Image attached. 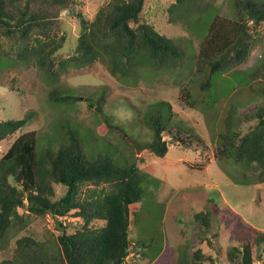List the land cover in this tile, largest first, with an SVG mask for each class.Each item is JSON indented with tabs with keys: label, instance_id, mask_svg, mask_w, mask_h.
Listing matches in <instances>:
<instances>
[{
	"label": "trees",
	"instance_id": "1",
	"mask_svg": "<svg viewBox=\"0 0 264 264\" xmlns=\"http://www.w3.org/2000/svg\"><path fill=\"white\" fill-rule=\"evenodd\" d=\"M145 2L108 0L89 20L82 11V0H0V66L6 60L33 59L42 73L51 78L68 67L100 61L109 74L122 81L138 68L177 71L189 54L142 19ZM212 6V0H174L167 10L170 21L185 18L188 25L192 18H202ZM231 6L233 17L214 14L206 19L205 34L198 43L195 66L203 74L198 86L206 95H210L215 76L247 61L256 45L254 33L264 23V0H231ZM62 11L71 13L80 27L75 46L66 57L58 55L66 42V35L59 34ZM261 69L262 63L249 72L247 87L256 96L264 97L263 84L254 82ZM48 96L54 104L72 105L79 99L57 88ZM105 101L102 92L96 105L94 102L88 105L102 117L108 129L116 130L135 146L131 143L132 135L123 126L111 123ZM170 108L169 101L159 100L144 117L151 132L145 150L160 159L169 152L163 132L167 131L186 148L196 149L192 140L199 139L184 126H167ZM34 117L28 113L0 120V142L26 127ZM63 122L58 127L61 139L56 148L49 145L39 148L36 132L28 131L19 134L0 156V243L6 241L11 230L24 229L29 216H50L60 230L50 251L45 243L29 236L17 239L13 258L2 259L0 264H126L134 245L130 227L138 223L134 243L142 253L153 250L156 239L152 227L157 219L144 214L143 218L151 222L150 227L139 222L141 216L136 219L147 194L144 171L128 159L125 164L113 162L101 151L93 157L83 134L69 122ZM248 123L253 124L243 131ZM218 137L217 157L232 162L244 176L256 172L255 181L264 183V104L241 114L237 103L229 101ZM56 185L64 188V194L58 198ZM132 206L137 209L135 212ZM212 208L215 209L210 204L212 217L208 211H199L194 216L203 230L210 229L218 218ZM68 216L82 222L74 232H69L61 221ZM95 221L103 225L94 226ZM229 239L238 243L228 251L230 264H264V231L236 219ZM206 261L215 264L213 257L200 249L190 253L185 249L179 264Z\"/></svg>",
	"mask_w": 264,
	"mask_h": 264
},
{
	"label": "rangeland",
	"instance_id": "2",
	"mask_svg": "<svg viewBox=\"0 0 264 264\" xmlns=\"http://www.w3.org/2000/svg\"><path fill=\"white\" fill-rule=\"evenodd\" d=\"M82 1L84 16L91 20L108 0ZM173 3L174 0H146L142 19L160 34L172 38L189 54L177 71L153 72L138 68L130 78L122 81L109 74L97 61L84 67H68L49 78L33 59L3 61L0 66V120L20 118L28 113L35 117L26 127L0 142V156L19 134L28 131L36 132L39 148L46 145L56 148L61 139L59 124L67 121L83 134L90 155L97 157L101 151L106 153L104 157L119 164H125L128 159L146 174L147 194L141 201L143 209L136 219L141 216L139 222L149 227L151 222L143 218L144 214L157 219L152 227L156 240L153 250L142 253L134 243L139 223L131 224L130 238L134 245L130 247L126 264H179L185 249L189 253L200 249L203 254L213 257L215 264H230L228 251L238 245L236 240L229 239L236 219L264 231V183L255 181L256 172H247L244 176L232 162L217 157L218 131L229 101L237 103L241 114L264 104V97L256 96L247 87L249 72L261 63V74L254 82L264 86V23L254 33L256 45L247 61L215 76L210 95H206L198 86L203 78L195 66L198 43L205 34L207 18L214 14L233 17L231 0H212L210 11L199 20L192 18L188 25L185 18L170 21L167 9ZM59 26V34L66 35V42L58 55L66 57L75 46L80 27L77 19L67 11L61 12ZM54 88L79 99L72 105L54 104L48 96ZM102 92L111 123L123 126L132 135L131 143L135 146L141 144V147L136 148L116 130L108 129L102 117L89 107L88 103L95 104ZM159 100L171 104L167 126L181 125L192 130L199 138L198 143L192 140L196 149L175 142L165 131L163 138L168 142L169 152L164 158H157L145 150L151 132L144 117L152 104ZM252 124H244L243 131ZM183 136L187 141L188 134ZM55 187L58 198L64 194V188ZM210 204L215 207L218 218L210 229L203 230L194 216L199 211L211 212ZM131 210L135 212L137 209L132 206ZM208 214L213 215L212 212ZM61 221L69 232L79 229L82 224L71 216ZM93 225L98 227L103 223L95 221ZM59 233L50 216H29L24 229L11 230L6 241L0 243V261L13 258L16 240L23 236L45 243L50 251ZM204 264L211 263L206 261Z\"/></svg>",
	"mask_w": 264,
	"mask_h": 264
},
{
	"label": "water",
	"instance_id": "3",
	"mask_svg": "<svg viewBox=\"0 0 264 264\" xmlns=\"http://www.w3.org/2000/svg\"><path fill=\"white\" fill-rule=\"evenodd\" d=\"M139 151V150H138Z\"/></svg>",
	"mask_w": 264,
	"mask_h": 264
}]
</instances>
